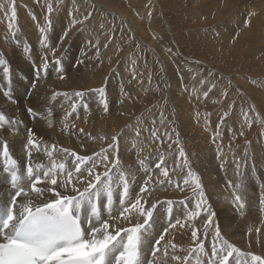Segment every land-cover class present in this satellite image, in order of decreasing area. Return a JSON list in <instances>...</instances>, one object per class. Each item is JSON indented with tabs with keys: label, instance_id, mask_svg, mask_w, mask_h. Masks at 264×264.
I'll list each match as a JSON object with an SVG mask.
<instances>
[{
	"label": "bare ground",
	"instance_id": "1",
	"mask_svg": "<svg viewBox=\"0 0 264 264\" xmlns=\"http://www.w3.org/2000/svg\"><path fill=\"white\" fill-rule=\"evenodd\" d=\"M18 1L22 8L18 10L20 7H16L17 18L12 23L13 30L15 32L19 31L21 34L18 35L16 33L15 40L8 29L9 19H3V22L0 20V57L7 61L11 76V81L9 82L5 78L3 66H0V113H3L9 121L16 122L15 125H5L4 128L0 129V145L7 141L9 154L17 160L21 170H25L30 162L25 148L29 129L32 130L41 145H47L49 148L53 144L57 145V151L54 153V158L57 159V162L63 160L66 155L60 153L62 148H68L80 155L89 156L100 152L101 149H106L111 153L112 149H108V144L112 143V136L122 133L119 135V157L123 168L133 172L137 177L136 184L133 186L135 189L133 192L134 198L146 178V173L139 169L138 160L145 157L149 158L147 160L148 171L152 174L153 181H156L158 177L163 179V177L159 176V170L155 169L158 157L161 154L165 157L170 173L177 159L179 151L177 147L182 148L185 152L184 162L185 159L187 161L185 163L186 170L188 172L190 170L199 178L203 193L210 202L209 206L216 214L214 217L217 220L221 235L239 248L242 253L250 252L264 257V211L261 210L264 206L260 204V200L264 196V126L254 132L250 138H247V135L252 132L253 123H257L260 120L258 116L261 117L264 125V77H260L257 80V86L244 76L241 78L237 76L238 80L237 78L234 79L237 84L244 87L245 94L254 103H251L253 108L249 106L251 111L247 110L245 109L246 103H239L240 106L237 105L232 109V122L229 124L230 127H228L227 132L237 133L235 139H230L224 132L214 134L213 131L222 129L220 125L221 118L209 115L210 113L203 112L202 107L196 106L197 101L205 99V97H203V93L197 89L194 83L190 82V88L187 86V83H189L187 80L191 78L189 68L192 65L183 58L182 52L175 45L176 43L173 42L175 39L173 34L174 27L163 13L160 1H141L143 7L150 4L147 15L142 16L140 8L137 9L139 0H85V3H93L100 9L103 7L107 12L121 17L131 33L135 35L137 41L145 43L146 39H149L157 54L162 58L160 60L165 65L166 70L167 68L168 71L171 70L169 65H175L178 76L168 75V72L166 74L168 78H166L167 88H169L171 94V97L169 96L170 98L166 100L170 104H174L176 124L178 123L179 125L182 139L176 136L175 141L165 142L169 134L168 128L162 127L164 122L158 124L156 137L147 136L149 127L157 123L153 113L135 119L137 105L130 104L129 98L120 97V91L109 80L110 62L114 61L119 54L115 43L112 42L110 44L109 41V46L108 44H98L99 34L98 31L93 32L90 29L92 25L81 29V32L75 36V41H69L75 33L72 21L74 19L83 21L82 5L80 8L78 4H73L74 8L78 9V13L73 19L72 11L68 10V5H63L59 8L64 4L60 3V0L59 4L61 5L58 4V6L56 4L57 0H38L37 4H34L36 0ZM0 2V5H3V7H0V19H2V12L5 13L10 10V0H0ZM190 2L191 10L194 13L193 17L195 20H199L200 23L218 19L221 14V7L227 6V9L223 11V14H227L224 21L222 23L219 22L217 30H212L215 37H217L212 44L213 50L220 46L225 51L236 50L242 56L246 51L241 52V48H247L250 45V39L257 31L256 29L259 25L261 34L256 39L260 44L263 43L264 45V0H190ZM49 4L52 5L53 9L51 13L48 12ZM245 4L247 5L245 6ZM55 10H58V12L54 15ZM249 12H255L256 15L250 18L249 26L245 27L244 22L249 19ZM49 19L52 21V26L46 33L48 37L47 46H44L41 44V38L44 34L40 32V28L47 27ZM57 21L60 22L53 25ZM20 23L23 25L24 30ZM65 31H68L66 37L64 36ZM99 31L101 32V30ZM219 34L224 37L222 40L218 38ZM107 38V35H105L102 43L107 41ZM11 42L16 43L19 50ZM73 42L80 43L78 49L72 46ZM29 43H31V46H28ZM95 44L101 45L98 46L97 50L107 45L108 48L106 50L103 49V52L110 51L114 55L98 65L91 58V46ZM66 46L67 48H65ZM110 46L112 50H110ZM26 48L28 52H25ZM167 56L172 57L174 65L171 64L170 58ZM45 57L47 58L48 68L46 73L41 70L40 74L46 79V82H27L25 84L31 95L28 98L29 106L23 110V107L17 102L10 101L12 97L10 89L17 86V79L26 80L30 72L35 68L42 69L43 58ZM124 57L131 62V57L128 54ZM57 60L59 63H56ZM204 64L206 63L204 62ZM198 66L200 65L198 64ZM86 69L89 73L86 72ZM123 69L122 67L121 72L124 74L132 75V72H134V70L131 73L125 72ZM64 73L68 74L61 79L60 77ZM134 80L136 84H139V87H143V83L137 79V76ZM185 84L186 86H184ZM101 86L106 87L110 92V96L106 97L109 108L107 113L104 112L103 104L99 98L89 99L84 95L82 100H74V93L80 89L98 88ZM2 91L4 93L9 92L10 95L4 97ZM175 91L178 93L182 92L185 96L177 97L174 94ZM54 93H61V95H56L53 98ZM63 93H67L68 96L66 97ZM130 98H134L136 101L140 99L139 95H134ZM62 102H65V107L60 109L59 112H52V105L58 104L60 106ZM84 102H89L87 108L82 107ZM73 103L77 104L75 112L72 111ZM210 106V110H212L217 106V103ZM28 108H32L33 113L30 114ZM255 111L259 113L258 116ZM212 113L221 116L220 111H213ZM245 113H247L248 121H251L250 127L245 120ZM20 115H22L21 119ZM28 115L31 118H28ZM131 120L133 121L131 122ZM13 127L18 129V131L13 132ZM80 129H83V132ZM137 130H140V136L138 137L136 136ZM207 130L211 132L209 133ZM189 132L197 133L196 137H198L199 141L198 148L196 147L197 150L194 149L195 146L193 147L196 141L193 144L188 142L187 133ZM241 132L244 134L240 135ZM101 137H105V139L102 140ZM214 138L215 142H213ZM249 143L250 146L248 147ZM237 146V151L231 150V147ZM251 147L253 148L250 151ZM246 149L247 153L245 152ZM243 150L246 155H243ZM237 155L245 160L241 161L234 157ZM72 159V157H68L69 167L72 166L70 163ZM1 162L2 155L0 154ZM31 163L33 165L36 163L50 164L43 148L39 151L32 150ZM97 171L103 172V166L98 168ZM237 172L246 174L253 181V184H251L249 178H244L241 181L234 179ZM7 180L8 177L3 172L0 164V207L9 201V193L14 191L9 188ZM229 182H231L232 186L229 185ZM177 183L180 184L179 188L176 187ZM235 185H240V187L236 188ZM79 187L82 190L84 185H79ZM194 187L192 177L189 179V184L185 185L183 180H180L177 175L173 176L172 183H168L167 186L166 183H153L150 185L152 191L151 195L145 196V200L148 202L146 207L159 201L154 211L153 235H158L162 232L163 228L167 227L170 222L174 224L177 218H180L181 224L185 225L184 227L177 225L175 228L169 229V233L166 234V241H172L178 247L173 251L171 246L168 245L169 256L165 258L163 256V245L165 242H162L161 251L157 254V264H180V262L171 260L170 257L175 254L183 258L195 247L191 238V231L194 228L199 229L198 235L203 240V226L205 225L201 224L199 226L198 217L188 221L186 216L187 212L196 210L195 206L200 190L197 189V194L194 195ZM242 189H248V192H244ZM59 190L64 191V189ZM234 192L241 196L245 205L243 209L237 207L234 201ZM182 193L192 197V202L190 206L187 205V209H185L184 204H181V201L174 199L175 197L181 198L183 196ZM66 194L76 195L70 189ZM169 200L173 201L170 218L167 204ZM83 211L86 212L87 208L85 207ZM82 218H84L83 215ZM140 222H142V218ZM214 233L215 231H210L207 234L208 239L204 247L208 255L194 253L190 257V264H197L198 260L200 264H207ZM145 252H148V246H145ZM237 259H240L241 264H243L245 257H237L234 254L231 258V264H236Z\"/></svg>",
	"mask_w": 264,
	"mask_h": 264
},
{
	"label": "snow or ice",
	"instance_id": "2",
	"mask_svg": "<svg viewBox=\"0 0 264 264\" xmlns=\"http://www.w3.org/2000/svg\"><path fill=\"white\" fill-rule=\"evenodd\" d=\"M52 10V5L49 4L48 12L51 13ZM254 15H256L255 12L248 13L249 19L245 20V27L249 26L250 18ZM16 18L15 0H10L8 29L14 40L16 32L13 30L12 22L16 21ZM87 18L86 16L85 19ZM82 22L74 19L72 25ZM51 26L52 21L49 19L47 27L40 28V32L44 34L41 38V44L44 46H47L46 33ZM67 35L68 31H65L64 36ZM25 52H28L27 48ZM56 63L59 61L57 60ZM0 66H3L5 78L10 82V69L7 61L2 57H0ZM47 68L48 62L45 57L42 69L36 70L37 77L41 70L46 73ZM60 78L63 79V76ZM214 87L215 85H212L208 91H205L204 97H208ZM90 91L98 93L103 110L107 113L109 108L104 88ZM4 95L9 96L10 93L5 92ZM56 95H61V93H54L53 98ZM63 95L68 96L67 93ZM84 95L85 93L80 91L74 93V96L81 100ZM224 95L226 96L227 93L225 92ZM84 107L87 108V105L85 104ZM76 108L77 104L73 103L72 111L75 112ZM28 112L33 113V109L28 108ZM227 115L228 113L225 112L224 116ZM245 120L250 127L251 121H248L247 113H245ZM15 123L0 113V129L5 125H15ZM221 123H223V118H221ZM12 131L17 132L18 129L13 127ZM80 131L83 132V129ZM121 134L112 136V143L108 144V149H112L111 153L106 149H101L100 152L89 156L62 148L60 153L66 155L63 160L57 162L54 158L57 145L53 144L50 148L47 145H41L29 129L25 148L30 162L25 170H21L17 160L9 154L7 141L0 145V154L4 158L3 171L8 174L7 183L14 190L9 193V201L0 207V264H157V254L161 251L162 242H165L163 245L165 258L169 256L168 245L173 251L177 249L176 243L166 241V234L169 233L170 228L185 225L181 224L180 218H177L174 224L170 222L162 232L153 235L154 211L159 201L146 207L148 202L145 200L146 195H151V184L172 183L167 161L162 154L158 157L155 169L159 170V176L163 179L158 177L156 181H153V176L148 171L147 160L149 158L138 160L139 169L146 173V178L133 198L135 191L133 186L136 184L137 177L121 165L119 157V135ZM243 134V132L240 133V135ZM151 135L156 137L157 133L153 131ZM136 136H140V130L136 131ZM41 148L49 158V165L31 163L32 150L39 151ZM68 157L73 158L70 162L71 167L68 166ZM182 157H185V152L181 148L177 160ZM185 163H187L186 159ZM101 166L104 171H97ZM177 168L183 171L179 163L172 171L176 172ZM188 176L192 177V183L195 185L194 195L197 194V189L200 190L198 192L200 199L196 203V210L186 213L187 220L191 221L199 217L201 211L206 212L207 221L204 232L206 238L207 227L213 223V217L216 214L210 206L202 208L207 201L203 198L204 193L200 180L190 170ZM183 183L187 185L189 180L184 179ZM79 185H84L82 190ZM229 185L232 186L231 182ZM176 187L179 188L180 184L177 183ZM235 187L239 188L240 185H235ZM59 189H64V191ZM69 189L76 195L66 194ZM233 195L237 207L243 209L245 205L241 196L235 192ZM167 204L170 218L173 201L169 200ZM181 204H184L187 209L184 201H181ZM260 204L264 206V196ZM85 207L86 212L83 211ZM261 210L264 211V207ZM141 218L142 222H140ZM198 233L199 229L194 228L191 231L195 247L188 255L181 258L173 254L170 257L171 260L180 262V264H190V257L193 253L208 255ZM145 246H148L147 253ZM234 254L237 257H245L243 264H264V257L250 252L242 253L239 248L224 238L220 229L216 227L207 264H231ZM197 264H200L199 260ZM236 264H241V260L237 259Z\"/></svg>",
	"mask_w": 264,
	"mask_h": 264
},
{
	"label": "rangeland",
	"instance_id": "3",
	"mask_svg": "<svg viewBox=\"0 0 264 264\" xmlns=\"http://www.w3.org/2000/svg\"><path fill=\"white\" fill-rule=\"evenodd\" d=\"M37 1L38 0H36L34 4H37ZM57 1H58L56 3L57 6L60 1H61L60 3H64L62 5L59 4L61 5L59 8H61L63 5H68V10L72 11L73 19L78 13V9H75L73 4H78L80 8L82 5L81 10H82L83 22L77 23L74 25L73 30L75 31V33L69 39V41H75L74 40L75 36L81 32V29L87 28L90 25H92L90 26V29L93 32L98 31V34H99V39L97 41L98 44H101V45L108 44L109 41H110V44L112 42L115 43L116 50L118 49L119 54L118 56H116L114 61L110 62L111 64H110V71L108 73V78L112 82V84L115 86V88L120 91V95H119L120 97L129 98L130 104L137 105V111L135 112V117H136L135 119L142 118L146 115L153 113V116L155 117L157 123L149 127L147 131V136H152L151 133L153 131L156 132L158 130V124H161L164 122L162 127L168 128L167 131L169 134L165 142L175 141L174 139L176 136L182 139L181 133L179 130V125L178 123L176 124L177 119L175 115L174 104L173 103L170 104V102L166 100L171 97L169 88H167L168 78L166 74L168 72V75L178 76L177 69L175 65L172 63V57L167 56L170 58L171 64L174 65V66L169 65L171 68L169 72L168 68L166 70L165 65H163V62L160 60L162 58L157 54L150 40L146 39L147 43L146 41L145 43L141 41L140 42L137 41L135 35L131 33L130 29L128 28V26L126 25V23L121 17L114 15V13L107 12L106 9L103 7H101L102 9L101 10L100 7H97L93 3H90V4L85 3L86 2L85 0H83V2L82 0L80 1L79 0H65V1L57 0ZM141 1L143 2L144 0H139L137 9L140 8V14L142 16H146L148 13L150 4H147L146 6L143 7ZM159 1L162 7V11H164L163 13L167 17V19L170 21L171 25L174 27L173 34L175 35V39L173 40V42L176 43L175 45L182 52L183 58L192 65L189 68L191 78L187 80V82H189L187 83V86L190 88L189 84L190 82H192L196 85L197 89L201 93H204L205 91H208V89L212 85H215V87L212 88V90L209 92L208 97H205V99H202V100L201 99L198 100L196 106L202 107L203 112L208 113V114L210 113L209 115H213L216 118H223V123H221V120H220V125L222 129L220 131H217V130L213 131L214 134L224 132L227 137H230V139H235V137L237 136V133L233 134L231 132H227L228 127H230L229 124L232 122L231 121L232 109L237 105L240 106V104L246 103L247 105L245 109L250 110L251 108H253L252 104L254 103L245 94L244 89H243L244 87L241 86L240 84H237L234 81V79L237 78L238 80L239 78L244 76L245 78H247V80H249L251 83L253 82L254 85H256L257 80L260 79V77H264V45L263 43L260 44V42L257 41L256 39L257 36L259 37V35L261 34L260 25L257 27L256 29L257 31L255 32V34L251 37L250 45H248L247 48L245 47L241 48L242 50L241 52L246 51L244 52L242 56L239 55L236 52V50L235 51L234 50L225 51L224 48L220 46H217V48L213 50L212 44L214 43L217 37H215L212 30H217L219 26V22L222 23L224 21L227 14L226 15L223 14V11L227 9L226 5L221 7V14L218 19H213V21H210V22L200 23L199 20H195V18L193 17L194 13H193V10H191L190 0H159ZM242 5L244 6V4ZM246 5L247 4H245V6ZM178 6H179V9H178ZM15 7L17 8L20 7L19 1L17 2V0L15 2ZM21 8L22 7H20L18 10H21ZM56 12H58V10L54 11V15ZM89 13L91 15H89ZM9 16H10V10L7 12V14L6 12L5 13L2 12V16H1L2 19L0 20L3 22V19H9ZM86 16L88 17L87 19H85ZM91 18L93 19L90 20ZM59 22L60 21H57L53 25L58 24ZM99 22L101 25L99 24ZM21 26L24 30V27L22 24ZM105 28L107 29L105 30ZM98 29L101 30V32ZM102 31L106 33H103ZM16 33L18 35L21 34L19 31H16ZM104 34L107 35L108 38H107V41L102 43V40L105 38ZM108 35H111V36H108ZM218 38L222 40L224 37L219 34ZM11 43L16 46V43L14 42H11ZM110 44H108V46ZM101 45L95 44L94 46H91V50H92L91 58L98 65L108 60L110 57L114 55V53L110 51L106 53L103 52V49L106 50L108 47L106 48L103 47L100 50H97L98 46H101ZM28 46H31V43H29ZM72 46L78 49L80 46V43L73 42ZM65 48H67V46ZM109 48L110 50H112L111 46ZM16 49L19 50L18 46H16ZM255 52L256 54L254 55ZM126 54H128L131 57L132 63L129 62L124 57ZM252 54L254 55V57ZM133 61H135L134 63L135 65L133 64ZM204 62L206 64H204ZM198 64L200 66H198ZM122 67L124 68L123 71L125 72L131 73L132 70H134V72H132V75L124 74L121 72ZM36 70L37 68L31 71L29 77L26 80L17 79V86L12 87L10 89V93L12 95V97L10 98V101L17 102L19 105L23 107V110H25L29 106L28 98L31 95V92H28L25 84L27 82L29 83L46 82V79L41 74L39 75V77H37ZM86 72L89 73L87 69H86ZM66 74L68 73L63 74V78L65 77ZM136 76H137V79L141 83H143V87H139V84L135 83L134 79ZM201 81H204V83H201ZM184 86H186V84ZM99 88H104L105 97L110 96L109 90L104 86H101L98 88H84V89H80L79 91L84 92L85 95L89 99L91 98L101 99L98 93L94 91H90L92 89H99ZM122 89H123V93H122ZM225 92L227 93L226 96L224 95ZM2 94L4 95V91H2ZM174 94L177 97L185 96L182 92L178 93L175 91ZM134 95L135 96L139 95L140 99L136 101L134 98H130ZM4 97H6V95H4ZM74 100L80 101L81 99L74 96ZM88 103L89 102H84L82 104V107H84L85 104L88 106ZM214 103H217V106H215L212 110H210L211 108L210 105ZM233 104H236V105H233ZM223 105L225 106L223 107ZM249 106H251V108ZM64 107H65V102H62L60 106H58V104L52 105V108H53L52 112H59V110ZM213 111H220L221 116L212 113ZM225 112L228 113L226 117L224 116ZM255 112L257 113V116H258L259 113L257 111ZM21 118H22V115H20V119ZM28 118H31L30 115H28ZM258 118L260 120H258L257 123L256 122L253 123L254 126L252 129V132L251 134L247 135V138H250L254 132H257L259 128L264 126L262 123L263 121L261 117L258 116ZM132 121L133 120H131V122ZM207 131L209 133L211 132L209 130ZM187 136H188L187 139H189L188 142H190L191 144H193L196 141L193 147L195 146L194 149L197 150L198 144H199L198 137H196L197 133L189 132L187 133ZM209 140L211 141V139ZM250 143L248 144V147L250 146ZM177 148L180 150L179 147ZM252 148L253 147H251V149L249 148L250 151L252 150ZM231 150L237 151L238 146L231 147ZM244 150L242 153L243 155H246L247 149L245 151L246 153L244 152ZM250 153L252 154V152ZM178 154H179V151L177 153V157H178ZM234 157L240 159L241 161L245 160L244 158L238 155ZM177 163L180 164V168H182L183 171L181 172L179 168L176 169V172H173L171 170L170 171L171 179H173L174 175H177L180 180H183V181L184 179L189 180L190 177L188 176V171L186 170L183 157L179 158V160L176 159V162L173 168H176ZM241 163H245V162H241ZM244 178H249V177L243 172H237L234 176V179H237L238 181H241ZM250 181H251V184H253V181L251 179ZM167 184L168 183H166V186ZM242 191L248 192V189H242ZM203 198L206 199L207 204L202 205V208L209 207L210 202L207 199L206 195H204ZM174 199L177 201H184L188 206H190V203L192 202V197L186 196L185 194H183L181 198L175 197ZM199 199L200 197L198 196V200ZM206 221H207V213L204 211H201L200 216L197 218V222L199 226L201 224L205 225ZM216 227H219V226L217 224V220L215 219V217H213V223L209 224L207 227V234L210 233V231H215ZM204 232H205V226H203V233ZM207 239H208L207 237L205 238L203 236L204 246H206Z\"/></svg>",
	"mask_w": 264,
	"mask_h": 264
}]
</instances>
